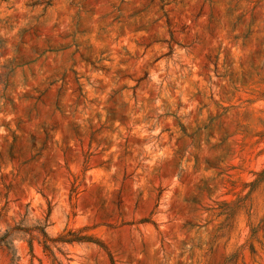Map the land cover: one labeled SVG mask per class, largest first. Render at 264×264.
<instances>
[{
	"label": "rangeland",
	"instance_id": "obj_1",
	"mask_svg": "<svg viewBox=\"0 0 264 264\" xmlns=\"http://www.w3.org/2000/svg\"><path fill=\"white\" fill-rule=\"evenodd\" d=\"M43 226L92 239L61 264H264V0H0V264H53Z\"/></svg>",
	"mask_w": 264,
	"mask_h": 264
},
{
	"label": "trees",
	"instance_id": "obj_2",
	"mask_svg": "<svg viewBox=\"0 0 264 264\" xmlns=\"http://www.w3.org/2000/svg\"><path fill=\"white\" fill-rule=\"evenodd\" d=\"M45 226H43V228L40 230L41 235L43 236V240L42 241H38L42 247L44 251H47L51 256H52V263L53 264H61L59 261H57L56 257L53 255V252L50 249V245L47 243V241L49 242H54V243H71V242H92V239L90 237H86V236H82V237H74L73 235L71 237L70 236L72 233H70V231H67L65 234H62L58 237L55 238H50L48 237L47 233L45 232ZM5 235H8V233L6 232ZM28 246L31 250L32 245H31V241H28Z\"/></svg>",
	"mask_w": 264,
	"mask_h": 264
}]
</instances>
